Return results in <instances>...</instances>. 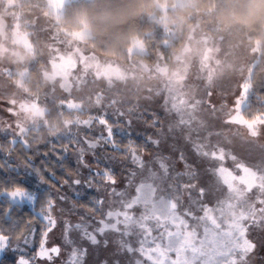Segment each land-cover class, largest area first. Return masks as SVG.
Instances as JSON below:
<instances>
[{
	"label": "snow or ice",
	"instance_id": "obj_1",
	"mask_svg": "<svg viewBox=\"0 0 264 264\" xmlns=\"http://www.w3.org/2000/svg\"><path fill=\"white\" fill-rule=\"evenodd\" d=\"M218 78L213 69L202 64L195 80L179 85L167 82L163 87L167 92L165 115L153 114L151 127L156 131L143 145L129 140L122 148L114 139L117 133L113 126L100 117L99 124L104 125L107 135L84 141L92 150L95 167L84 159L81 147L75 170L66 172L63 162L56 161L63 176L58 177L55 166L43 159L41 166L26 172L23 179L6 181L7 190L0 191V204H7L4 216L10 219L26 203H40L41 211L35 218L44 225L35 256L21 254L15 264H36L37 258L52 261L62 255V248L68 254L64 264H86L90 250L85 243L103 245L106 251L114 246L111 257L96 264H264V143L258 144V138L264 137V96L257 97L258 107L253 111L250 73L231 106L225 99L217 107L211 97ZM261 89L264 91V81ZM160 91L156 90L157 94ZM117 103L113 99L109 106ZM128 114L134 115L135 107ZM213 119L222 120V129H245V135H233L258 147L259 161L244 162L227 150L224 143L231 142L229 135L223 130L212 131ZM91 123L90 117L75 125ZM127 123L130 128L132 120ZM72 127L69 125L61 138L79 145L81 139ZM16 135L19 140L14 139L13 144L30 147ZM169 140L173 141L174 158L161 150ZM180 141L191 145L200 165L190 162L186 152L176 147ZM100 147L130 160L132 167L125 170L124 187L119 191L115 173L107 165L103 170L99 167L103 161L95 150ZM144 154H148L147 159ZM227 159L233 162V169L225 165ZM177 164L183 165L182 171L176 170ZM28 165L31 167V161ZM68 190L78 198L71 204ZM90 190L95 195L88 203H81ZM74 215L79 216L75 223L71 220ZM58 227L62 244L46 247L49 233ZM22 238L27 245L28 237ZM9 241L0 229V264L14 259L5 256Z\"/></svg>",
	"mask_w": 264,
	"mask_h": 264
},
{
	"label": "rangeland",
	"instance_id": "obj_2",
	"mask_svg": "<svg viewBox=\"0 0 264 264\" xmlns=\"http://www.w3.org/2000/svg\"><path fill=\"white\" fill-rule=\"evenodd\" d=\"M68 2L70 0H34L29 9L19 11L15 9V0L0 1V135H10L13 140H19L16 134H20L24 140L27 130L43 126L46 101H55L59 109L85 112L83 119L74 118L63 122L65 131L69 130V125H73L72 132L81 139L79 145L73 142L70 150L74 169L77 167L81 147L85 149L84 159L93 167L96 166L92 150L88 149L84 141H95L102 133L107 135L104 125L99 124L100 117L107 119L117 134H123V130L146 138L156 131L151 127L153 114L161 117L165 115L167 92L163 87L167 82L172 81L177 85L191 82L195 80L201 65H207L219 77L212 89V102L219 107L226 99L231 106L255 64L257 44L246 43L240 36L238 25L221 29L212 22L206 23L200 17L188 29L184 43L172 54L169 64L158 53L153 63L135 58L128 64H122L89 50L83 44L87 31L64 33L55 27ZM34 50H38L42 60V88L39 96L23 88L27 67L35 59ZM129 50L130 54H147V48L139 39H133ZM184 77L187 80H182ZM261 81H264V76ZM158 89H161L159 94L156 92ZM113 99L118 103L109 106ZM133 107L135 114L129 115L128 111ZM168 107H171L170 101ZM121 111L125 113L124 116L119 115ZM90 117V125H75L77 121L88 120ZM128 120H132L130 128ZM212 123L215 124L212 131L223 130L228 133L231 142L225 141L224 146L239 160L250 164L259 161L258 147L250 146L240 136L233 135L237 132L245 135V129L238 126H232L230 130L227 127L222 129V120L218 119H213ZM172 143L169 140L162 145L161 150L174 158ZM259 143H264V137L258 138ZM176 147L186 152L190 162L200 165V159L192 151L191 145L180 141ZM95 151L103 161L99 165L101 170L107 165L118 177L117 190L123 189L125 170L132 167L130 160L116 156L115 159H109L114 156L109 148L100 147ZM151 151L153 149L150 147ZM144 155L147 159L148 154ZM7 157L16 163L23 176L26 172H32L14 155ZM224 163L229 169L234 168L231 159ZM176 170L182 171L183 165L177 164ZM90 192L95 195L94 191ZM67 195L71 204L75 193L68 190ZM25 205L33 207V204ZM78 219V215L71 217L73 223ZM60 231L58 227L49 233L46 247L62 244ZM26 236L29 240L27 245L20 238L8 245L5 255L15 256L17 259L21 254L26 258L34 257L40 243L36 244L32 235ZM85 246L90 250V255L85 257L86 264H96L98 260L110 258L114 250V246L107 251L103 245L85 243ZM67 255V251L62 248L61 256H54L52 261L37 258L36 264H64Z\"/></svg>",
	"mask_w": 264,
	"mask_h": 264
},
{
	"label": "trees",
	"instance_id": "obj_3",
	"mask_svg": "<svg viewBox=\"0 0 264 264\" xmlns=\"http://www.w3.org/2000/svg\"><path fill=\"white\" fill-rule=\"evenodd\" d=\"M33 1L15 0V9L27 10L33 5ZM198 17L206 23L218 25L221 29L238 25L242 39L248 44H257L255 64L251 70V104L252 110L255 111L258 107L257 97L264 96L260 82L264 76V8L259 3L253 5L250 0H155L149 5L148 0H72L64 5L55 27L64 33L87 31L83 44L89 50L122 64H128L135 58L153 63L157 53L169 64L172 54L184 43L188 29ZM133 39H139L145 45L147 54H130L129 48ZM34 51L35 59L27 67L23 88L39 96L42 88V60L38 50ZM45 105V124L30 128L23 136L30 145L29 148L25 149L20 143L13 144V137L10 135H0V191L7 190L4 187L6 181L23 179L22 172L7 155H14L30 171L39 168L43 159L55 166L58 177L65 173L60 172L57 160L63 162L66 172L75 170L70 155L73 145L61 138L67 132L63 122L72 121L74 118L83 119L85 112L59 109L55 101H46ZM114 139L121 143L123 148L129 140L135 145H143L145 137H129L120 133L116 134ZM109 150L114 156L121 158L120 153H115L110 148ZM28 161H31V167ZM93 196L89 191L80 202L86 204ZM6 208V203L0 204V229L4 235L10 237L9 244L23 235H32L35 243H40L44 225L35 217L41 211V204L36 203L32 208L23 205L13 212L10 219L3 214ZM11 257H14L12 261L4 259L3 264H15L17 258Z\"/></svg>",
	"mask_w": 264,
	"mask_h": 264
},
{
	"label": "clouds",
	"instance_id": "obj_4",
	"mask_svg": "<svg viewBox=\"0 0 264 264\" xmlns=\"http://www.w3.org/2000/svg\"><path fill=\"white\" fill-rule=\"evenodd\" d=\"M148 2H149V5H151L152 3L155 2V0H148ZM250 3L253 4V5L259 3V5H260L262 8H264V0H250Z\"/></svg>",
	"mask_w": 264,
	"mask_h": 264
}]
</instances>
